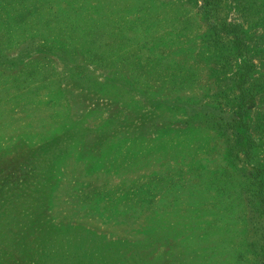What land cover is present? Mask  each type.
Masks as SVG:
<instances>
[{
	"label": "rangeland",
	"instance_id": "obj_1",
	"mask_svg": "<svg viewBox=\"0 0 264 264\" xmlns=\"http://www.w3.org/2000/svg\"><path fill=\"white\" fill-rule=\"evenodd\" d=\"M262 197L264 0H0V264H260Z\"/></svg>",
	"mask_w": 264,
	"mask_h": 264
},
{
	"label": "trees",
	"instance_id": "obj_2",
	"mask_svg": "<svg viewBox=\"0 0 264 264\" xmlns=\"http://www.w3.org/2000/svg\"><path fill=\"white\" fill-rule=\"evenodd\" d=\"M202 2L204 4V9L206 10L212 4L213 0H202ZM226 30L229 31V33H231L232 36L231 44L233 49H237V50L241 49L245 45V41L243 37L240 35V30H241L240 26L234 24L231 26V28H227ZM246 71L248 73L249 70ZM236 76L238 78L237 80H235V82L232 85L235 89H241L243 84L245 83L246 73H240ZM230 116L231 117H229L227 122L224 123L222 122L221 129L226 131L225 132L226 134L235 136L234 137V140L236 141L235 147H238L247 158L249 155H251L253 146H252V140L246 132L248 128L244 122L245 111L243 110V107H239V110H237L236 112H232ZM261 199L263 201L264 197H262ZM259 263L264 264V256L260 257Z\"/></svg>",
	"mask_w": 264,
	"mask_h": 264
}]
</instances>
